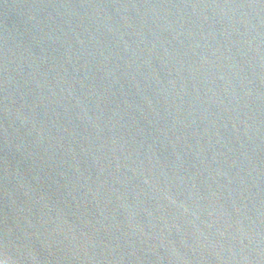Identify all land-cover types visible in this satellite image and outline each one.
I'll use <instances>...</instances> for the list:
<instances>
[{"label": "water", "instance_id": "1", "mask_svg": "<svg viewBox=\"0 0 264 264\" xmlns=\"http://www.w3.org/2000/svg\"><path fill=\"white\" fill-rule=\"evenodd\" d=\"M0 264H264V0H0Z\"/></svg>", "mask_w": 264, "mask_h": 264}]
</instances>
